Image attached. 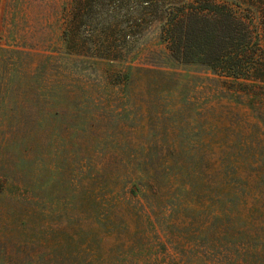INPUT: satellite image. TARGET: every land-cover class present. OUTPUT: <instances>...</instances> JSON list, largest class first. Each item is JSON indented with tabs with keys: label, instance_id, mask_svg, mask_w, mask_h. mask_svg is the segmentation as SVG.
Instances as JSON below:
<instances>
[{
	"label": "rangeland",
	"instance_id": "1",
	"mask_svg": "<svg viewBox=\"0 0 264 264\" xmlns=\"http://www.w3.org/2000/svg\"><path fill=\"white\" fill-rule=\"evenodd\" d=\"M64 6L65 0L0 2V264H28L30 255L47 252L75 256L80 249L103 264L134 257L162 264L152 227L161 198L180 206L166 210L173 238L193 243L188 262L180 264H203L196 246L206 258L217 257L214 264H264V127L254 119L264 107L258 99L250 109L209 96L219 86L193 67L146 71L161 106L147 110L152 99L140 96L136 113H144V127L133 143L154 139L164 153L181 155L167 156L157 171L142 166L140 158L123 154L122 142L133 131L120 112L121 97L109 85L100 89L94 67L64 62L58 52ZM168 87L182 95L171 91L170 97ZM213 118L221 126L216 137L208 134ZM140 168L147 169L141 187L148 198L132 196L129 188L131 172Z\"/></svg>",
	"mask_w": 264,
	"mask_h": 264
},
{
	"label": "trees",
	"instance_id": "2",
	"mask_svg": "<svg viewBox=\"0 0 264 264\" xmlns=\"http://www.w3.org/2000/svg\"><path fill=\"white\" fill-rule=\"evenodd\" d=\"M61 20L58 52L65 57L64 62L74 60L94 67L99 73L100 89L109 90L106 87L109 85L113 97H121L120 112L126 113L130 120L126 126L133 131L122 142L123 154L127 158H140L142 166L151 165L150 168L157 171L167 156L181 155L173 151L172 155L164 153L166 149L158 148L154 139L139 141L141 145L133 143L138 140L134 134L144 127L139 124L145 118L144 113L140 112L141 117L136 113L141 109L137 106L140 96L146 94L152 99L147 110L151 105H160L148 87L152 82L145 79L146 71L180 67L200 69L209 83L219 86L208 91L209 96L247 104L250 109L256 108L251 102L257 98L264 107V0H65ZM164 79L167 87L169 80L167 76ZM168 89L170 97L171 91L182 95L180 90ZM109 106L113 110L112 103ZM184 110L181 108L180 112ZM157 112L154 119L159 124L162 117ZM72 117L79 120V115ZM207 117L212 119L209 113ZM254 119L264 127V113H258ZM85 120L81 121V130H84ZM217 127L221 126L215 121L210 123L208 134L216 137ZM85 133L95 141L101 138L89 131ZM91 147L80 150L89 152ZM213 153L211 150L207 158L214 156ZM145 171L147 169L140 168L131 172L129 188L134 197L148 198L141 187ZM149 185V181L143 184L145 190ZM160 200L163 202L161 212L154 221L151 219L156 232L154 253L166 258L162 264L187 263L193 253V243L189 241L187 246L182 242L183 237L174 239L171 233L174 223L166 218V210L173 212L176 208L178 212L180 206L170 205L172 199ZM147 216L149 219L150 215ZM175 220L181 221L180 217ZM196 247L203 264L216 263L217 257L208 259L199 251L201 248ZM95 255L86 249L78 250L75 256L47 252L36 259L32 254L28 264H103ZM144 259L120 258L105 264H143Z\"/></svg>",
	"mask_w": 264,
	"mask_h": 264
}]
</instances>
